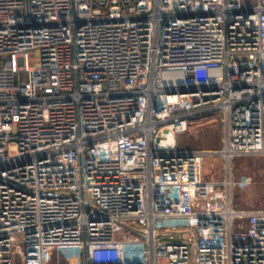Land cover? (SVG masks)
Instances as JSON below:
<instances>
[{"label": "built area", "instance_id": "2783aa9c", "mask_svg": "<svg viewBox=\"0 0 264 264\" xmlns=\"http://www.w3.org/2000/svg\"><path fill=\"white\" fill-rule=\"evenodd\" d=\"M214 115L217 149L177 148ZM242 157L264 0H0V264H264Z\"/></svg>", "mask_w": 264, "mask_h": 264}, {"label": "rangeland", "instance_id": "374dc122", "mask_svg": "<svg viewBox=\"0 0 264 264\" xmlns=\"http://www.w3.org/2000/svg\"><path fill=\"white\" fill-rule=\"evenodd\" d=\"M220 130L217 115L201 118L177 138V148L179 150L217 148L220 142ZM218 168V160L206 162L205 177L207 179L220 177ZM233 172L240 184L234 199L235 205L239 208H264V157L235 159Z\"/></svg>", "mask_w": 264, "mask_h": 264}, {"label": "trees", "instance_id": "16d2710c", "mask_svg": "<svg viewBox=\"0 0 264 264\" xmlns=\"http://www.w3.org/2000/svg\"><path fill=\"white\" fill-rule=\"evenodd\" d=\"M218 147H219V146H218ZM218 147H217V148H218ZM217 148H214V149H217Z\"/></svg>", "mask_w": 264, "mask_h": 264}]
</instances>
